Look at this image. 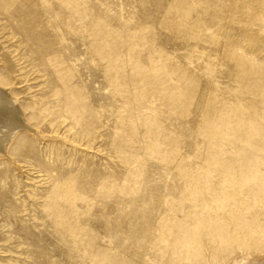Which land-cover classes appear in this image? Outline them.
<instances>
[{
    "label": "rangeland",
    "instance_id": "374dc122",
    "mask_svg": "<svg viewBox=\"0 0 264 264\" xmlns=\"http://www.w3.org/2000/svg\"><path fill=\"white\" fill-rule=\"evenodd\" d=\"M245 68L264 0H0L5 89L38 132L0 160V264H264V143L211 115L261 119ZM229 163L259 197L218 226ZM162 220L190 237L158 242Z\"/></svg>",
    "mask_w": 264,
    "mask_h": 264
},
{
    "label": "bare ground",
    "instance_id": "6f19581e",
    "mask_svg": "<svg viewBox=\"0 0 264 264\" xmlns=\"http://www.w3.org/2000/svg\"><path fill=\"white\" fill-rule=\"evenodd\" d=\"M181 11L186 15L188 14L186 13V10L181 9ZM242 72L247 75V77L250 76L252 78V80L249 81V84L253 85V87L258 90L261 98L263 97V105L261 107L263 110V114L261 119L259 120L256 118L254 122V118L251 117L250 121H248L247 118L249 116L246 117L245 112H240L239 115L236 113L235 115L230 114L231 112H229L227 113L228 116H224L221 118V116L213 110L211 112V115H215L218 119V121L216 122L218 130L223 129V131H225L226 133H230L236 126L240 125L241 127L242 125L245 129H248L251 133H253V135L255 134L260 142L264 143V69L258 72V74L256 75H254L253 71L249 68L243 69ZM5 77L6 71L5 73L0 71V160L7 158V156H9L10 154V149L14 146L17 148L18 153H32L31 146L29 145L30 142L26 138H22V135L20 133L27 131L31 133L33 137L38 134V132H36L32 128V125L30 123L32 119L25 113V108L22 106L20 99L17 97V94L10 91V88L9 90L5 89L8 85ZM255 85L258 86V88H256ZM246 122L247 124H245ZM255 123H257L258 125L253 126ZM237 130H239V128L235 129V131ZM230 165L231 163L225 165L219 164V166L216 167V174L219 177L224 176L226 178V181L230 188L229 190L232 192H227L228 194H226V197L222 198V195L218 192V190H216L212 194H209L210 196L207 197L208 201H206L207 203H209V206H211V209L213 208L214 210L213 216L218 218L216 222H214V220L212 222L218 224V226H220L224 222V219L231 218L233 216L235 223L238 224L241 221L242 218L240 216V210L242 206L237 201L239 193H241L239 195H242L243 193L246 194V196L248 195L249 197H255V199L259 197V187H254L250 185V182H247V180L250 179L246 178V176L251 175L249 173L241 172L239 170V166L231 169ZM245 178L247 180H245ZM261 181L263 183L262 179ZM247 184L248 187H246ZM197 190L199 194H202V190L200 188H197ZM234 192L237 194H233ZM202 204L198 203V206H200L199 209H202ZM217 211L220 213L215 214ZM214 223L212 225H215ZM167 224L169 223L163 220L161 221L159 227L162 234L160 233L158 242H161L162 244H168L169 246H174L177 248L180 247L182 241H186L187 238L190 237L191 231L185 226V224L182 225L178 223H172L170 224V226L172 228V231L174 230V232L168 233L165 230ZM202 235L207 237V235H205L204 233ZM208 238L211 239V237Z\"/></svg>",
    "mask_w": 264,
    "mask_h": 264
}]
</instances>
